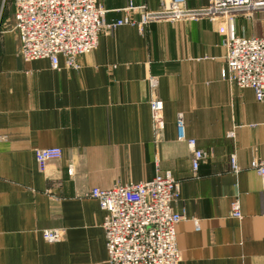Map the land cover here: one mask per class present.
<instances>
[{"label":"crops","instance_id":"0c3cea01","mask_svg":"<svg viewBox=\"0 0 264 264\" xmlns=\"http://www.w3.org/2000/svg\"><path fill=\"white\" fill-rule=\"evenodd\" d=\"M98 2L110 21L138 19L130 2L158 9L168 0ZM13 15L12 0H0V264H110L104 212L90 190L165 170L180 183L178 264H264V187L254 169L264 155V103L221 73L223 35L264 36V14L258 25L242 16L122 25L101 34L77 69L62 55L59 69L46 58L24 61ZM152 98L162 104L161 127ZM178 114L206 153L196 172L177 139ZM45 147L62 154L40 171L34 151ZM235 200L240 218L230 214ZM45 229L61 239L45 241Z\"/></svg>","mask_w":264,"mask_h":264},{"label":"built area","instance_id":"2783aa9c","mask_svg":"<svg viewBox=\"0 0 264 264\" xmlns=\"http://www.w3.org/2000/svg\"><path fill=\"white\" fill-rule=\"evenodd\" d=\"M5 1V0H2ZM14 22L12 29L19 39L18 53L27 60L46 58L54 69H59L58 56L65 59L67 68L77 69V58L90 53L102 33L122 25L144 29L150 22L179 20L231 19L235 16L251 18L264 14V0H208L207 5L190 7L186 0H168L158 9L145 5L128 4L136 9L139 19L129 16L106 22L105 9L98 0H12ZM225 48L222 75L239 88H251L257 101L264 103V36H236L224 34ZM149 79V86H156ZM161 101L152 98L150 109L154 122L161 127ZM179 141H185L191 151L192 171L196 172L206 153L187 138L182 114L176 118ZM233 133H229L232 135ZM59 147H45L34 151L40 171L47 162L61 157ZM233 169H237L234 157ZM254 169L264 187V155L255 160ZM71 173V169H68ZM179 181L171 171H158L153 178L125 184L115 183L108 188L94 187L90 196L97 200L104 212L107 258L110 264H178L180 251L176 226L182 214L174 209L179 200ZM231 216L240 218L237 200L231 204ZM47 242L61 239L59 229L42 230Z\"/></svg>","mask_w":264,"mask_h":264},{"label":"rangeland","instance_id":"374dc122","mask_svg":"<svg viewBox=\"0 0 264 264\" xmlns=\"http://www.w3.org/2000/svg\"><path fill=\"white\" fill-rule=\"evenodd\" d=\"M131 3V2H130ZM129 4V3H128ZM132 4V3H131ZM135 7H137L138 5H134ZM103 7V6H102ZM127 7H128V5H127ZM126 7V9H128ZM136 10V9H135ZM137 11V10H136ZM106 12V11H105ZM138 12V11H137ZM105 15V14H104ZM138 15H139V13H138ZM123 17V16H122ZM247 21H250V22H252V25H258V24H260L261 22V20H263V19H261V18H259L256 14L253 16V17H251V18H247V17H244ZM138 19H139V17H138ZM138 19H135V20H138ZM105 20V19H104ZM106 22H109V21H106ZM260 22V23H259ZM130 26H134V25H130ZM136 27V26H135ZM138 29H140L139 27H137ZM140 30H143V28L142 29H140ZM112 31V30H111ZM103 34V33H102ZM17 35V34H16ZM255 36H260V35H258V34H256ZM18 38V37H17ZM18 42H19V39H18ZM18 49H19V43H18ZM87 54V53H86ZM39 59H41V58H39ZM35 60V59H34ZM25 61V60H24ZM27 61H31V60H27ZM78 65V64H77ZM224 65H225V63H224ZM221 73H222V71H221ZM235 85V84H234ZM236 86V85H235ZM251 89V88H250ZM253 93H254V91H253ZM254 96H255V94H254ZM256 98V97H255ZM257 100V99H256ZM94 188V187H93ZM104 230V229H103ZM41 235H42V232H41ZM104 235H105V232H104ZM43 238V237H42ZM57 242V241H56ZM105 246H106V241H105ZM106 253H107V250H106Z\"/></svg>","mask_w":264,"mask_h":264}]
</instances>
